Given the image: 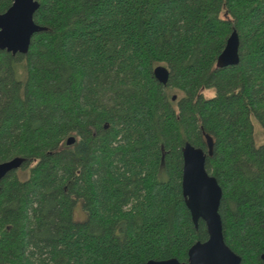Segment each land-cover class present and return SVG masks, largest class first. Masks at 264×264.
I'll return each instance as SVG.
<instances>
[{
  "label": "trees",
  "instance_id": "trees-1",
  "mask_svg": "<svg viewBox=\"0 0 264 264\" xmlns=\"http://www.w3.org/2000/svg\"><path fill=\"white\" fill-rule=\"evenodd\" d=\"M37 1L45 30L25 54L0 51V162L24 159L0 181V264H186L208 235L184 202L181 149L207 151L203 133L224 240L263 264L264 0ZM233 30L239 63L218 67Z\"/></svg>",
  "mask_w": 264,
  "mask_h": 264
},
{
  "label": "water",
  "instance_id": "water-1",
  "mask_svg": "<svg viewBox=\"0 0 264 264\" xmlns=\"http://www.w3.org/2000/svg\"><path fill=\"white\" fill-rule=\"evenodd\" d=\"M38 6L37 0H12L9 8L0 13V51L5 50L13 55L27 53L32 36L45 30L33 20ZM238 63L239 37L236 30H233L217 58V66L222 68ZM153 76L157 82L165 85L169 78V70L166 66L158 64L153 68ZM203 134L207 151L190 142H185L181 149L183 160L181 190L184 202L194 225L197 226L198 221L202 220L208 235L206 240L196 241L190 246L186 264H241L240 256L224 240L219 212L222 189L216 178L205 167L206 157L212 154L213 140L209 134ZM74 141L75 137L69 136L66 143L70 145ZM23 160L22 157L16 156L0 162V181L9 172L18 169ZM260 257L264 264V253ZM145 264H185V262L171 257L162 260L150 259Z\"/></svg>",
  "mask_w": 264,
  "mask_h": 264
},
{
  "label": "rangeland",
  "instance_id": "rangeland-1",
  "mask_svg": "<svg viewBox=\"0 0 264 264\" xmlns=\"http://www.w3.org/2000/svg\"><path fill=\"white\" fill-rule=\"evenodd\" d=\"M204 96L211 97L214 94L213 89L203 91ZM254 127V142L256 145L264 144V129L258 124L255 119H252ZM85 217V212L82 211L80 204L74 208V219L81 221Z\"/></svg>",
  "mask_w": 264,
  "mask_h": 264
}]
</instances>
